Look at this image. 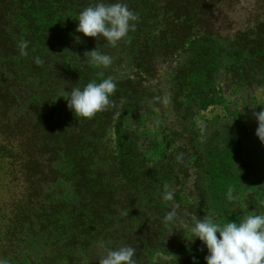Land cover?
<instances>
[{
    "label": "trees",
    "instance_id": "trees-1",
    "mask_svg": "<svg viewBox=\"0 0 264 264\" xmlns=\"http://www.w3.org/2000/svg\"><path fill=\"white\" fill-rule=\"evenodd\" d=\"M94 2L0 0V264H98L105 248L123 245L136 249V264L178 252L205 257L199 240L184 245L186 214L214 211L227 222L229 193L263 183L264 161L241 165L243 176L206 161L201 139L205 197L180 198L167 209L155 196L158 165L142 158L138 137L124 133V115L140 112L145 83L164 69L185 99L205 95L224 58L227 70L245 79L264 70L261 0L245 29L229 22L230 37L221 30L228 25L222 12L242 0H122L138 20L115 46L75 32L77 15ZM22 41L27 55L20 54ZM220 41L229 45L223 49ZM95 47L112 57L110 66L83 59ZM108 77L116 84L111 103L92 118L73 114L59 98ZM173 208L176 218L165 223Z\"/></svg>",
    "mask_w": 264,
    "mask_h": 264
},
{
    "label": "rangeland",
    "instance_id": "rangeland-1",
    "mask_svg": "<svg viewBox=\"0 0 264 264\" xmlns=\"http://www.w3.org/2000/svg\"><path fill=\"white\" fill-rule=\"evenodd\" d=\"M258 1L260 0H242L234 6L231 13L224 7L222 21H227L228 25H224L221 30L226 37L233 33L229 22L233 24L234 29L246 28L248 13L256 15V9L262 7V4L264 6V1L261 0L262 4ZM253 23L250 21V27ZM145 40V37H141V42ZM219 43L223 49L229 45L228 41ZM187 56L188 54L185 58L182 57V60L186 61ZM229 63V59H222L223 67L214 76V81L205 82L208 91L201 99L197 96L185 99L186 92L174 88L170 79H167L170 71L164 69L145 83L144 88H147L148 92L145 91L146 98L140 100V112L124 115L125 137H138L142 158L149 164L158 165L155 196L159 198L158 202L162 207L168 209L171 205H176L177 199L180 198L182 203H185L184 200L188 198L196 200L205 197V170L201 169L203 165L199 150L201 139L208 158L206 161L215 160L234 166L237 173L243 176L247 172H243L241 165L250 169L255 163L264 161V146L254 135L256 122L252 118L253 111L259 112L264 107V70L259 74L255 73L252 79H245L240 74L236 76L227 70ZM128 74V68L124 67L126 78ZM150 92H154L153 104L150 103ZM114 130L122 131L121 127ZM0 165L2 166L1 160ZM262 181V184L242 187L231 193L233 198L228 199L227 208L233 216L227 219L228 221H238L242 215L250 212L264 214V179ZM166 188L174 192L173 201L163 200ZM187 204L188 206L183 205L190 208V202ZM192 213L189 216L186 214L190 217V227L196 219ZM209 214H213L212 216L220 222L225 221V218H219L214 211H207L208 216ZM159 227L160 230L165 229L161 225ZM180 227H183L184 245H187L190 227ZM189 254L190 252H178L171 253L168 257L156 255L154 260H149V264H204V256L199 254L190 258Z\"/></svg>",
    "mask_w": 264,
    "mask_h": 264
},
{
    "label": "clouds",
    "instance_id": "clouds-1",
    "mask_svg": "<svg viewBox=\"0 0 264 264\" xmlns=\"http://www.w3.org/2000/svg\"><path fill=\"white\" fill-rule=\"evenodd\" d=\"M137 20L138 15L122 0H95L77 15L75 32L115 46L135 27L133 22ZM76 39L79 41L80 37ZM27 48L26 41L20 42L21 55H27ZM84 58H87L89 65L97 68H107L112 63V57L99 51L98 47L85 52ZM115 89V82L108 77L99 83L92 81L83 87L63 90L59 98L66 101L67 109L73 114L92 118L110 105V96ZM252 118L256 122L254 135L264 146V107L259 112L253 111ZM162 198L173 201L174 192L166 188ZM232 198L229 193L228 199ZM176 215V209L173 208L164 217L165 223L174 221ZM189 232L192 239L187 241L191 243L199 240L206 249L204 264H264V214L250 212L242 215L238 221L227 222H220L210 215L204 216L194 219ZM135 255L136 249L127 245L105 248L98 264H136Z\"/></svg>",
    "mask_w": 264,
    "mask_h": 264
}]
</instances>
